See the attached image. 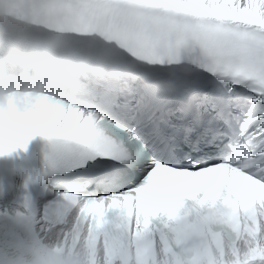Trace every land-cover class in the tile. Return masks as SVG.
<instances>
[{
    "label": "snow or ice",
    "instance_id": "snow-or-ice-1",
    "mask_svg": "<svg viewBox=\"0 0 264 264\" xmlns=\"http://www.w3.org/2000/svg\"><path fill=\"white\" fill-rule=\"evenodd\" d=\"M38 47L66 92L0 120V153L46 141L15 215L92 264H264V0H45ZM52 178L37 204L30 184ZM0 215H8L7 212ZM59 250V249H58Z\"/></svg>",
    "mask_w": 264,
    "mask_h": 264
},
{
    "label": "clouds",
    "instance_id": "clouds-1",
    "mask_svg": "<svg viewBox=\"0 0 264 264\" xmlns=\"http://www.w3.org/2000/svg\"><path fill=\"white\" fill-rule=\"evenodd\" d=\"M44 3L45 0H0V43L9 35V28L19 34L38 33ZM68 76V65L48 58L38 47L35 35L30 37L7 67L0 63V120L31 113L41 97H62ZM6 155L10 154L0 153V158ZM200 262L201 250L196 246L180 248L159 259V264ZM0 264H92V259L83 243L75 248L53 241L37 245L26 235L0 247Z\"/></svg>",
    "mask_w": 264,
    "mask_h": 264
}]
</instances>
